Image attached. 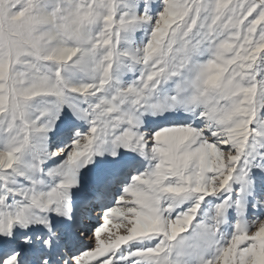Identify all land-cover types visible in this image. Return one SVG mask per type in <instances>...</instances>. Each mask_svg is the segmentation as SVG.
<instances>
[{
    "label": "snow or ice",
    "instance_id": "1",
    "mask_svg": "<svg viewBox=\"0 0 264 264\" xmlns=\"http://www.w3.org/2000/svg\"><path fill=\"white\" fill-rule=\"evenodd\" d=\"M0 264H264V0H0Z\"/></svg>",
    "mask_w": 264,
    "mask_h": 264
}]
</instances>
